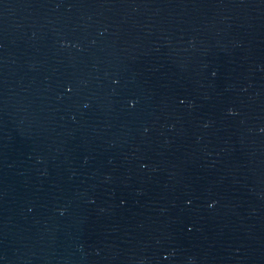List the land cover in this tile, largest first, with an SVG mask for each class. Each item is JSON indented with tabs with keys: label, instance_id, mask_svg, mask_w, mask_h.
Wrapping results in <instances>:
<instances>
[{
	"label": "water",
	"instance_id": "water-1",
	"mask_svg": "<svg viewBox=\"0 0 264 264\" xmlns=\"http://www.w3.org/2000/svg\"><path fill=\"white\" fill-rule=\"evenodd\" d=\"M0 264H264V0H0Z\"/></svg>",
	"mask_w": 264,
	"mask_h": 264
}]
</instances>
